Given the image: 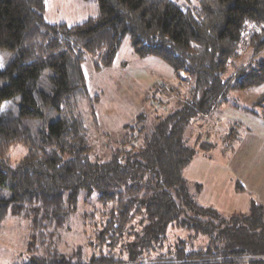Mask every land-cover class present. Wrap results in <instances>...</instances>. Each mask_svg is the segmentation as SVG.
<instances>
[{
  "label": "trees",
  "instance_id": "trees-1",
  "mask_svg": "<svg viewBox=\"0 0 264 264\" xmlns=\"http://www.w3.org/2000/svg\"><path fill=\"white\" fill-rule=\"evenodd\" d=\"M96 3L95 16L68 25L45 20V0H0V48L12 52L0 64V222L25 220L30 260L22 264H264V206L251 201L247 212L222 217L197 201L184 176L197 152H225L238 139L233 129L219 141L202 138L191 131L194 118L264 82V0ZM125 36L135 54L172 68L167 97L186 88L155 122L141 113L142 125L127 124L92 152L97 121L84 63L111 66ZM240 108L264 119V91ZM17 144L26 151L11 164ZM80 194L91 207L81 216L100 217L92 221L97 241L109 249L86 261L78 248L59 249ZM179 230L207 242L187 250L177 236L182 246L172 248ZM124 239L128 262L114 256Z\"/></svg>",
  "mask_w": 264,
  "mask_h": 264
},
{
  "label": "rangeland",
  "instance_id": "rangeland-1",
  "mask_svg": "<svg viewBox=\"0 0 264 264\" xmlns=\"http://www.w3.org/2000/svg\"><path fill=\"white\" fill-rule=\"evenodd\" d=\"M97 12L98 8L96 0H45L44 18L51 23L65 22L68 25L76 24L84 21L88 17L95 16ZM11 57V51L0 48L1 65L4 66ZM83 72L87 82L88 92L90 97L93 98L92 101L97 121L94 126H90V137L96 138L94 139L96 142L91 147L92 152L101 149V140L109 141L110 139L116 138L118 134L123 133L127 128V124H132L135 127L142 125V122H137V116L141 113L144 114L147 123L155 122L157 119L156 117L164 115L166 113L165 111L168 112L169 110L174 109L177 101H179L182 93H184L182 90L186 88L185 86L180 87L178 90V92L181 91L180 93H177L176 91L169 92L173 98L171 97L167 99L169 94L166 93L164 87L176 86L177 82L172 68L157 57H140L135 54L131 47L129 36H125L121 42L111 66L96 71L93 69L91 61L87 60L84 63ZM181 76L184 80L183 83L186 84L185 80L189 78L188 74L183 72L181 73ZM262 84H264V82L260 85ZM255 88L250 91V94L247 93L246 95L233 91L230 94V98L226 100V103L219 106L217 105L215 107L216 109L213 111L211 110V115L208 113L196 116L193 125L190 127L194 134L200 135L202 138L219 141L217 134L221 133L220 131L226 126V122L228 121L227 118L241 122L245 126V162H249L250 157L257 158L254 163L250 164L249 162V166L246 168L247 171L251 172L254 169H258L255 164L257 160H264V157L259 158V156L264 154V145L259 143L256 144L251 139L250 134L258 131L264 132V119L249 113V111H244L240 108V105H250L251 99L259 94L253 93L255 92ZM225 105L226 107H224ZM229 122H232V120H229ZM218 148L219 147L217 146L214 148L216 150L213 149L207 153L197 152L190 159L192 163L191 167L195 166L202 157L205 160L219 163L225 161L226 159H223L220 153H218ZM9 151L11 156L10 163L15 164L18 159L23 156L26 150L22 145L17 144L11 147ZM226 157L227 155L225 158ZM195 171L196 175L201 177L202 180L204 174L208 176L211 175L209 174V171L211 170H208L206 164H198ZM189 183L190 189L193 192L196 183L192 181ZM248 189L245 193V200L240 201V197L239 199H236V197H234L235 195L231 196L227 194V186L223 184L222 180L217 182L214 179L210 184H205L202 187L203 192L208 195L207 201L212 202V206L219 210L222 217H228L232 212L233 214L247 212L251 201L258 202L260 200V197L252 187H249ZM88 207L89 204L87 201L83 200V196L80 194L77 208L69 219V228L63 233L59 247L60 251L63 253H70L77 248L80 249V256L83 261L88 260L89 257H92L93 255H97L100 250L104 253L109 250L106 245L99 246L95 225L92 223V221H96L100 217H98V215L91 217L81 216V213L86 211L85 208H91ZM0 224L14 225L20 228V234H22L23 231L21 227H25V232H27L25 220L18 217L8 215L3 222H0ZM10 227L12 228V226ZM17 233L18 232L14 233V237L18 239ZM177 236H181V238L185 239L183 246L186 247L185 249L187 250L191 248H202L207 242L203 236L199 235L194 237L186 230H179L178 233L169 238V244L172 245V248L182 246V244H175V238H177ZM125 241L126 239L121 240L118 246H116L114 249V256L116 258L120 257L121 260L128 262V252L122 247V244ZM104 242L108 244L109 241L107 240ZM15 244L17 243H13V241L10 242L12 248L10 249L11 253L15 248ZM23 244L25 245L26 250V237L20 245H16L15 249L22 247ZM167 250L168 249H166L165 252ZM257 258H264V255H260ZM29 260L30 257L25 252L24 262ZM145 260L146 259H144V262L135 264L184 263L179 261L149 262ZM220 260L221 259H213L211 261Z\"/></svg>",
  "mask_w": 264,
  "mask_h": 264
},
{
  "label": "crops",
  "instance_id": "crops-1",
  "mask_svg": "<svg viewBox=\"0 0 264 264\" xmlns=\"http://www.w3.org/2000/svg\"><path fill=\"white\" fill-rule=\"evenodd\" d=\"M263 90H264V84L256 87L254 89L255 92L253 93L257 94V93L262 92ZM171 97H167V99ZM224 107H226V105ZM214 109H212V111ZM212 111L209 112L210 115L212 114ZM227 120L228 121L226 122V126L220 132L222 134H225L230 129H234L236 131V134L238 135V139L234 143L233 147L227 148L225 152L221 151L222 149L220 147L218 148V151H219L218 153H220L222 158L226 160L219 163V162H214L211 160H205L202 157L200 158L199 162L193 167H191L192 163L190 161L184 170V176L188 180V182L192 181L199 185V187H195L196 189L195 197L197 201L202 205L213 207L212 202L207 201L208 195L203 192L202 187L205 184H210L211 181L215 179L217 182L222 180L223 184L227 186V194L231 196L235 195L234 197H236V199H239L240 197V201L245 200V193L247 189L249 187H252V189L256 192V194L260 197V200L257 203H260L264 206V160L259 159L255 162L258 169H254L252 172L247 171L246 168H248L249 162L250 164L254 163V161L257 158L250 157L249 162L248 161L245 162V159H246L245 157V126L241 122H238L234 119L227 118ZM229 120H232V122H229ZM250 137L256 144L259 143V144L264 145V132L258 131L256 133H252L250 134ZM226 155L227 157L225 158ZM249 155H252V154H249ZM263 155L259 156V158H263L264 157ZM198 164L199 165L206 164L208 167V170H211L209 171V174L211 175L209 176L205 174L203 175L204 181L201 179V177L196 175L195 169ZM231 214H233V212ZM10 226H12V228ZM17 228L18 227L14 225L0 224V264H22L24 263L25 252H26L25 245H24L25 243L23 244L22 247L17 248V249L15 248L17 244L20 245V243H22V241L25 239V236H26L25 227H21L23 229L22 234H20V231H19L20 228L18 229ZM16 232H18L17 233L18 239L14 237L15 236L14 233ZM11 241H13V243H17L15 244V248L12 250L13 251L12 253L10 252V249H12L10 246Z\"/></svg>",
  "mask_w": 264,
  "mask_h": 264
}]
</instances>
